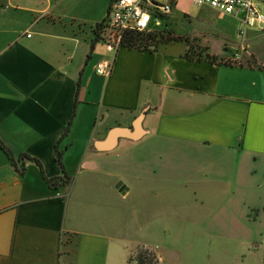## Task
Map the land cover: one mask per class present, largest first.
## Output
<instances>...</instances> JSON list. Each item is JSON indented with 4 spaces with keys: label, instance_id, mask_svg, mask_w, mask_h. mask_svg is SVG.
I'll use <instances>...</instances> for the list:
<instances>
[{
    "label": "crops",
    "instance_id": "1",
    "mask_svg": "<svg viewBox=\"0 0 264 264\" xmlns=\"http://www.w3.org/2000/svg\"><path fill=\"white\" fill-rule=\"evenodd\" d=\"M112 1L0 0V137L50 176L58 148L71 175L51 187L0 146V264H131L141 247L264 264V31L220 12L234 47L211 53L230 62L123 45L105 77Z\"/></svg>",
    "mask_w": 264,
    "mask_h": 264
},
{
    "label": "built area",
    "instance_id": "2",
    "mask_svg": "<svg viewBox=\"0 0 264 264\" xmlns=\"http://www.w3.org/2000/svg\"><path fill=\"white\" fill-rule=\"evenodd\" d=\"M177 2L178 0H113L108 21L98 30V39L112 55L98 62L95 72L101 76H109L115 54L124 45L127 35H147L162 29L164 16L173 13ZM192 3L197 6L207 5L219 12L234 15L245 26L256 23L264 31V8L259 7L258 0H192Z\"/></svg>",
    "mask_w": 264,
    "mask_h": 264
},
{
    "label": "rangeland",
    "instance_id": "3",
    "mask_svg": "<svg viewBox=\"0 0 264 264\" xmlns=\"http://www.w3.org/2000/svg\"><path fill=\"white\" fill-rule=\"evenodd\" d=\"M186 9L189 13L183 12ZM224 15L207 5L197 6L188 1H183L181 7L173 11L162 24V30L156 33L154 40L160 45L175 51H186L196 57H213L219 60V56L212 51L223 53L226 51L225 43L233 45L228 38H234L232 33L226 34L222 29L225 22L230 19H221ZM167 22V23H166ZM166 23V27H165ZM219 33V34H218ZM237 39V38H235ZM233 57H222L220 61L230 62ZM153 243H157V240ZM144 248V247H143ZM141 249L138 248L132 258L133 264H139L138 256Z\"/></svg>",
    "mask_w": 264,
    "mask_h": 264
},
{
    "label": "trees",
    "instance_id": "4",
    "mask_svg": "<svg viewBox=\"0 0 264 264\" xmlns=\"http://www.w3.org/2000/svg\"><path fill=\"white\" fill-rule=\"evenodd\" d=\"M166 18H168V16H164V19H166ZM166 23H165V27H166ZM102 25L103 24H100L97 27V30H96L97 34L99 32L98 30H99L100 26H102ZM159 30L161 31L162 29H157L153 32L148 33L147 35L134 34V33L128 34L124 45L129 46V47H138V48H143V49H149L150 45L152 43L153 44L157 43V41L154 40V38L156 36V33ZM74 113H75V111H74ZM70 123H71V120L69 121V124L67 126L65 133H67ZM0 146L7 153V155L11 158V160L13 162H15L17 168L21 172H23L26 168L25 159L34 160L40 166L46 182L51 187H59V186L65 185L71 181V175L68 173V171H67V169L63 163V160H62V151L59 150L58 148H57V152H56V158L62 167V173L59 175L50 176V175H47L45 173L43 164L39 158L32 156L26 152L21 154L19 157H16L13 150L6 144V142L1 137H0ZM139 249H141L139 256H138L139 264H158V259H157L154 251L150 250L149 248H145V247L144 248L141 247ZM131 264H133L132 260H131Z\"/></svg>",
    "mask_w": 264,
    "mask_h": 264
},
{
    "label": "water",
    "instance_id": "5",
    "mask_svg": "<svg viewBox=\"0 0 264 264\" xmlns=\"http://www.w3.org/2000/svg\"><path fill=\"white\" fill-rule=\"evenodd\" d=\"M122 184V182H119L118 184H117V186H120Z\"/></svg>",
    "mask_w": 264,
    "mask_h": 264
}]
</instances>
